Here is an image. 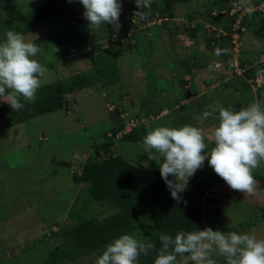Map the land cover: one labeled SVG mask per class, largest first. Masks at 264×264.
I'll return each instance as SVG.
<instances>
[{
    "label": "rangeland",
    "instance_id": "rangeland-1",
    "mask_svg": "<svg viewBox=\"0 0 264 264\" xmlns=\"http://www.w3.org/2000/svg\"><path fill=\"white\" fill-rule=\"evenodd\" d=\"M44 1L0 0V11L7 18L25 19L29 10ZM152 1L171 10L173 18L143 16L140 21L135 15L134 0H119L122 4L119 31L108 25L99 40L103 47L119 50L115 57L118 81L105 85L96 81L68 93V104L60 109L35 115L9 127L0 125V264L42 261L47 250L60 242L56 235L59 227L73 223L70 211H80L82 205H86L88 214L94 208L98 217L112 211L94 201L87 183L74 182L72 173L79 172L86 157L92 154L91 144L103 140V133L118 125V117L125 123V128L116 134V153L131 164V176L136 186L142 187L155 180L158 174L149 172L147 162L139 159L145 152L143 140H119L121 134L140 123L146 125L147 131L158 126L190 124L202 128L205 142L211 148L213 143L208 136L218 122L217 114L203 121L197 119L210 111V106L219 103L234 110L253 102L264 106V98H256V85L251 86L243 78L239 65L241 60L255 63L264 53L262 23L256 28L247 26L241 34L237 31L239 50L230 47L225 51L218 38L221 33L220 27L216 26L218 22L206 19L202 14L208 9V5H204L208 0ZM250 3L245 5L241 0H235L232 6L234 10L238 5L242 9L250 7ZM253 8L256 10L259 6ZM68 9L74 13L65 12ZM83 11L79 0H63L60 11L36 24L33 32L24 34L26 39L39 46L40 52L35 59L47 69L40 77L41 85L70 79L76 73H93L95 65L88 55H83L90 48L86 38L61 37L70 26H79ZM189 13L193 15L192 20H189ZM212 14L216 15L217 10ZM219 15L221 20L230 16L228 11ZM165 20L168 23L164 25ZM131 22L135 23L134 31H126L124 27ZM197 23L202 29L191 39L182 29ZM210 34L209 47L206 38ZM128 43L134 46L128 48ZM182 60L190 61L189 68ZM183 77L189 83L178 87V80ZM259 82L257 80V84ZM184 91L186 96L182 94ZM145 97L152 99L151 113L145 112L146 108L142 106ZM179 97L181 101L175 103ZM160 106L163 108L158 111ZM114 108H117L116 113ZM194 175L203 189L201 229L248 232L264 238V184L257 178L264 176V164L253 172L256 180L253 194L231 189L208 165L207 159ZM169 179L173 178L170 176ZM144 217L147 227L129 233L140 241H145L151 232L148 227L151 222ZM103 250L64 264H93L97 259L95 256ZM218 255L213 252L214 258ZM177 264L193 262L186 255L177 258Z\"/></svg>",
    "mask_w": 264,
    "mask_h": 264
},
{
    "label": "trees",
    "instance_id": "trees-1",
    "mask_svg": "<svg viewBox=\"0 0 264 264\" xmlns=\"http://www.w3.org/2000/svg\"><path fill=\"white\" fill-rule=\"evenodd\" d=\"M62 1L45 0L40 5L29 10L25 19L22 17L12 18L11 16L7 18L0 11V42L6 38L5 33L9 30L22 34L33 32L36 24L48 20L55 12L60 11ZM190 1L197 0H175L176 3H188ZM250 1L252 3L249 1L248 3L258 4L262 0ZM233 2L235 0H208L204 3V5H208V9H205L202 14L206 19H214V22H218L216 24L217 27H221L224 31H229L238 13L235 12L233 16L221 20V17H219L220 13L218 12L224 9L230 10ZM215 10H217L216 15L212 14ZM65 12H68V14L74 13L71 9L65 10ZM246 12L240 22V26H243L245 30L247 26L256 28L261 23L264 25V13L259 10H255L254 12L248 10ZM144 13V16L173 18L171 10L169 11L167 8L157 5L153 1L151 8L145 9ZM188 17L189 20L193 19V15H190V13ZM138 19L141 21L140 16H138ZM166 21H164V25L168 23ZM134 25L135 23L131 22L127 26H123H125L124 29L127 31L129 29L132 30ZM107 26H102L100 31H94L88 27V22L81 16L79 26L73 25L64 31L61 37L66 39L77 36L86 38V43L90 44V48L83 52V55H88L91 58V62L95 65H93V73L90 75L84 72L76 73L70 79H60L42 84L38 89L36 102L29 103L22 101L25 107L19 112H15L9 104L0 100V125L9 127L35 115L60 109L68 104L66 97L68 93L92 85L96 81H99L103 85L118 81L119 77L116 70L115 57L119 54V50L114 49L111 51L109 47H103V43L99 42L103 38V32L107 30ZM201 29L202 25L197 23L194 27L186 26L182 31L188 33L189 38L193 39ZM219 37L221 49L225 51L229 50V36L219 34ZM40 39L41 37L37 38L36 41L38 42ZM211 41L212 36L210 34L206 38V45L210 47ZM133 46L132 43L127 44L128 48H132ZM262 54L264 55V53ZM98 61L101 63L97 64ZM181 62L185 63L186 67L189 68L188 64L190 61L182 60ZM192 64L194 65V63ZM239 65L242 68L245 80H251L254 83L256 78L261 77V82L256 87L255 92L256 98H264V59L262 61L257 59L255 63L241 60ZM188 82L187 78H179L178 87H184ZM182 94L187 95L185 91ZM181 97L175 99V103H179L180 99H182ZM0 99L3 98L0 97ZM150 104H153L152 99L145 97L142 101V106L146 108L145 112L147 113L150 111ZM162 108L160 106L158 111ZM117 121V126H112L108 131L103 133V140L91 144L92 154L86 157L79 172L74 171L72 173L74 182L87 183L90 197L100 203L101 206L111 208L112 211L101 217H98L94 208L88 214L86 205H82L80 211H75L76 213L70 211L69 217L73 220V223L59 227L56 235L59 236L60 242L48 249L46 257L37 264L70 263L80 256L100 251L117 236L135 232L142 226L147 227L144 216L151 222V226H148L149 228L151 227V232L145 241L154 242L157 248L160 247L159 236L161 234L174 236L180 230L192 231L195 227L201 229L204 212L203 189L197 176L193 175L189 179L185 191L180 193L182 201H186L187 203L178 202L171 197L159 171H157L158 165L156 162L149 160L148 154L144 152L140 154L139 159L146 161L147 170L153 174H158V177L145 186H136L131 176V164L123 156L116 153L114 146L116 134L120 130H123L125 126V123L119 117ZM146 133V125L140 123L128 132L121 134L119 140L137 142L143 140ZM59 163L66 164L65 162ZM257 178L264 184V176ZM154 256L155 252L151 253L148 257L141 256L139 264H153ZM95 257L97 258L98 255ZM179 257L181 256L177 258ZM214 259L217 261V264H226L221 255H218ZM93 264H96V262Z\"/></svg>",
    "mask_w": 264,
    "mask_h": 264
},
{
    "label": "clouds",
    "instance_id": "clouds-1",
    "mask_svg": "<svg viewBox=\"0 0 264 264\" xmlns=\"http://www.w3.org/2000/svg\"><path fill=\"white\" fill-rule=\"evenodd\" d=\"M134 2L137 7L135 15L143 18L144 10L151 8L152 0ZM79 3L84 9L83 17L92 30L100 31L102 26L111 25L119 31L122 8L119 0H79ZM241 3L247 5L248 0H241ZM225 11L230 10L220 12ZM232 26L229 31L220 27L219 33L225 32L229 36V48L233 46L229 35L233 31ZM237 31L241 34L245 28L239 23ZM5 37L0 42V97L3 98L0 100L19 112L25 107L22 101L36 102L41 87L40 77L47 69L35 59L40 52L39 46L26 39L24 34L9 30ZM258 59L262 61L264 55L260 54ZM257 80L261 82V77L256 78L254 83L249 80V84L257 87L260 84ZM210 108L197 119L203 121L217 114L218 123L208 136L213 143L211 148L205 142L202 128L190 124L158 126L147 131L143 137L148 159L156 162L171 197L178 202L187 203L182 201L180 193L185 191L196 171L203 167L205 159L231 189L243 194L256 191L253 172L264 164V106L253 102L234 110L216 103ZM170 176L173 179H169ZM159 241L160 247L157 248L152 241H140L132 234H121L105 246L96 264H139L141 256L148 257L153 252V264H177V257L184 255L193 264H217L213 252H218L226 264H264V238H257L248 232L226 233L211 227H195L192 231L180 230L174 236L161 234Z\"/></svg>",
    "mask_w": 264,
    "mask_h": 264
},
{
    "label": "built area",
    "instance_id": "built-area-1",
    "mask_svg": "<svg viewBox=\"0 0 264 264\" xmlns=\"http://www.w3.org/2000/svg\"><path fill=\"white\" fill-rule=\"evenodd\" d=\"M235 5V4H234ZM258 6H259V8H258ZM241 6H236V10H234V7L233 8H231L230 9V11H229V14L230 15H232L233 13H235V12H237L238 14L237 15H239V14H241L239 17H237L236 19H235V22H234V24H233V26H232V32L231 33H229V35L232 37L231 38V43H232V47H233V50L234 51H238L239 50V42H238V34H237V29L239 28V23H240V21H241V19H242V17H243V15L246 13V11H248L249 9H250V11H253L255 8H253V7H255V6H252V5H250V7H243L242 9L240 8ZM257 8H258V10H261V11H264V1L263 2H261L260 4H258L257 6H256ZM222 34H226L225 32H222ZM136 120H138V119H136ZM139 121V120H138ZM125 128V127H124ZM124 130V129H123Z\"/></svg>",
    "mask_w": 264,
    "mask_h": 264
},
{
    "label": "water",
    "instance_id": "water-1",
    "mask_svg": "<svg viewBox=\"0 0 264 264\" xmlns=\"http://www.w3.org/2000/svg\"><path fill=\"white\" fill-rule=\"evenodd\" d=\"M113 112L116 113V112H117V108H114V109H113Z\"/></svg>",
    "mask_w": 264,
    "mask_h": 264
},
{
    "label": "crops",
    "instance_id": "crops-1",
    "mask_svg": "<svg viewBox=\"0 0 264 264\" xmlns=\"http://www.w3.org/2000/svg\"><path fill=\"white\" fill-rule=\"evenodd\" d=\"M189 83V82H188ZM185 85H187V84H185Z\"/></svg>",
    "mask_w": 264,
    "mask_h": 264
}]
</instances>
